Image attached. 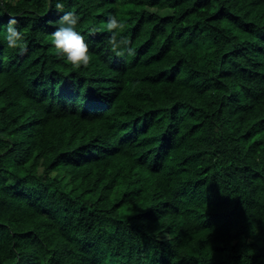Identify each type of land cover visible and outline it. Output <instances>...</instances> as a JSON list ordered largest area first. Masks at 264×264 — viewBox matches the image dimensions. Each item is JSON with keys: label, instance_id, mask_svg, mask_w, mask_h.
<instances>
[{"label": "trees", "instance_id": "trees-1", "mask_svg": "<svg viewBox=\"0 0 264 264\" xmlns=\"http://www.w3.org/2000/svg\"><path fill=\"white\" fill-rule=\"evenodd\" d=\"M0 264H264V0H0Z\"/></svg>", "mask_w": 264, "mask_h": 264}]
</instances>
